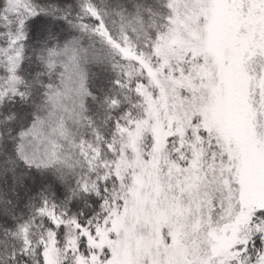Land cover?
Here are the masks:
<instances>
[{
    "label": "trees",
    "instance_id": "trees-1",
    "mask_svg": "<svg viewBox=\"0 0 264 264\" xmlns=\"http://www.w3.org/2000/svg\"><path fill=\"white\" fill-rule=\"evenodd\" d=\"M161 1L29 0L63 9L61 18L0 20V153L18 149L35 165L19 164L25 182L17 183L16 193L11 177L0 176L12 201L3 206L10 214L0 207V264H13V254L14 264H44V240L86 246L88 218L95 228L103 225L104 214L118 208L120 185L132 182V167L122 161L131 151L128 134L148 122L139 146L163 144L172 123L194 103L193 93L200 94L202 86L187 80L185 69L179 76L167 66L153 68L150 59L146 63L150 46L128 50L111 28L124 16L159 20ZM243 3L264 34V0ZM140 61V74L127 78L126 65Z\"/></svg>",
    "mask_w": 264,
    "mask_h": 264
},
{
    "label": "snow or ice",
    "instance_id": "snow-or-ice-1",
    "mask_svg": "<svg viewBox=\"0 0 264 264\" xmlns=\"http://www.w3.org/2000/svg\"><path fill=\"white\" fill-rule=\"evenodd\" d=\"M15 2L0 0V20L7 21L22 11L25 23L56 21L63 12L39 3L11 7ZM190 99L209 103L207 86ZM253 107L255 114L246 113L239 128L230 127L211 111L193 115L187 124H183L184 116L172 123L163 144L157 140L140 154L144 163L130 170L132 182L120 185L116 203L117 212H126L129 203L137 206L138 187L143 213L126 216L125 228L119 232L109 231L110 238L122 237L126 231L140 239L150 238L147 249L132 252L130 264H264V100L259 94ZM21 163L29 169L35 167L22 159L18 149L14 155L0 153V176L11 177L13 193L17 183L25 182L24 174H18ZM138 177L142 182L137 183ZM253 195L258 197L256 202ZM11 203L0 184V207L5 213L10 214L11 209L3 206ZM161 213L166 223L157 225L153 217ZM94 223L89 217L86 239L96 237ZM106 224L111 227V221ZM69 255L70 264H114L107 246L89 245L81 252L77 244L66 248L63 260ZM9 260L14 264L15 255Z\"/></svg>",
    "mask_w": 264,
    "mask_h": 264
},
{
    "label": "rangeland",
    "instance_id": "rangeland-1",
    "mask_svg": "<svg viewBox=\"0 0 264 264\" xmlns=\"http://www.w3.org/2000/svg\"><path fill=\"white\" fill-rule=\"evenodd\" d=\"M164 1H161L160 12L156 15L159 20L148 18L144 21L140 17L136 20H129L125 16V18H116L111 28L118 30L119 44L122 43L132 51L140 46L143 48L142 43L144 46L147 44L151 50L146 54L147 64L150 59V62H153V68L157 67L154 63H157L159 67L167 66L173 71L178 70L179 76L181 69H185L187 80L196 86H207L210 92L209 103H190L186 112L183 113L187 116L188 122L193 115L211 111L230 127L239 128L246 113L255 114L253 102L256 95L259 94L264 100V34L262 29L253 27V21L245 13L243 0ZM254 1L248 0V5H252ZM18 3L31 4L29 0H16L11 7H16ZM165 9L167 12H164ZM98 10L102 13L103 9ZM16 16L20 20L26 17L22 11ZM117 16L120 17L121 14L117 13ZM152 27L153 29L149 32V28ZM140 64L126 65L130 67L125 69L127 78H134L140 74L142 61ZM151 74L154 75H150L151 78H155V73L151 72ZM213 81H215L214 84ZM150 115L153 117L156 113L152 110ZM145 124L148 125V122L140 123L129 133L130 135L128 134L127 142L131 151L130 155H124L126 157L122 160L123 165L128 168L136 169L144 163L140 154L145 148L139 146V136L140 131L146 128ZM139 182H142L140 177L137 180V183ZM135 196L137 206L129 203L126 212H117V208L110 210L105 220L111 221V227L109 228L106 222L103 225L99 224L96 228V237L88 239L87 245L81 248V252H85L89 245L97 248L107 246L112 250L114 264H130L134 250L148 248L151 240L147 236L140 239L126 231L122 237H109L110 230L119 232L125 228L126 216L130 217L137 212L143 213V200L139 195L138 187ZM251 199L256 202L258 197L253 195ZM153 219L157 225L166 223V218L162 213L157 214ZM79 234L83 236V232L77 235ZM68 247L75 248V245L67 244L62 248L56 246L51 240H44L42 251L45 253L44 259L46 258L47 264H70V255L68 260H63Z\"/></svg>",
    "mask_w": 264,
    "mask_h": 264
}]
</instances>
